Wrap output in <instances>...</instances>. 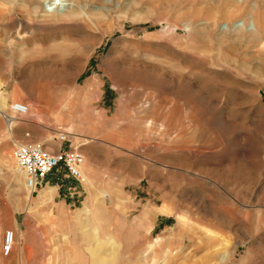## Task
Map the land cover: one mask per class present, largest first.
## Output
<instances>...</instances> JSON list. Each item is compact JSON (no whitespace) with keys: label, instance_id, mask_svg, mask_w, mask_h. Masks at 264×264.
Masks as SVG:
<instances>
[{"label":"rangeland","instance_id":"374dc122","mask_svg":"<svg viewBox=\"0 0 264 264\" xmlns=\"http://www.w3.org/2000/svg\"><path fill=\"white\" fill-rule=\"evenodd\" d=\"M224 1L0 0V264H264V6ZM58 131L84 182L32 193L15 148Z\"/></svg>","mask_w":264,"mask_h":264},{"label":"built area","instance_id":"2783aa9c","mask_svg":"<svg viewBox=\"0 0 264 264\" xmlns=\"http://www.w3.org/2000/svg\"><path fill=\"white\" fill-rule=\"evenodd\" d=\"M10 111L16 116L23 117L29 114V106L15 102L11 104ZM6 118L8 120V117ZM71 136L72 134L68 131H58L57 137H55L57 144L67 147L57 152L48 150L47 145L42 143L19 145L15 148V161L25 176L26 186L32 192H36L50 174L62 167L66 169L69 178L83 184L82 169L85 164V156L79 147H73ZM15 242V231H6L1 248L4 257L10 256Z\"/></svg>","mask_w":264,"mask_h":264},{"label":"crops","instance_id":"0c3cea01","mask_svg":"<svg viewBox=\"0 0 264 264\" xmlns=\"http://www.w3.org/2000/svg\"><path fill=\"white\" fill-rule=\"evenodd\" d=\"M66 147H67L66 145H62L61 146V145L58 144V148H56L55 150H52V148H51V150L54 151V152H57V151H59L61 149H65ZM54 173H57L59 176L56 177V178H50V176H52ZM60 179H62L63 181H65V180H68V181L69 180H73V179H71V178L68 177V174H67L66 169L62 167L59 170H57V171L53 172L52 174H50L44 180V182L42 183V185L40 187H42L45 182H46V185H50V184H53V185L54 184H57L58 185V183H55V182L56 181H59ZM73 181H75V180H73ZM32 193H35V192H32ZM39 198L33 204V208H37L40 204H42V202H43L42 200H50L51 199L50 198V190H41L40 191V197ZM59 207L62 208V207H64V205L63 204H59ZM84 211L85 212H89V208L86 207L84 209ZM61 214L64 215V216H66V211L64 210V212H63V210H62L61 211ZM39 224H40V218L38 217V214H37V211L36 210H34L31 214H23L22 217H19L16 220L15 225L17 226V229L21 232V234H22V236L24 238V242L25 243H28V246H29V240L30 239H33V240L36 239L35 238V231H36V229H39ZM15 234H16V232H15ZM14 247H15V245H14ZM30 249H31L29 251V254L30 255H33V257H35V256L38 257L39 256V248H38L37 242L36 243H32ZM13 250H14V248H13ZM11 254H10V256H11ZM10 256H8V257H10Z\"/></svg>","mask_w":264,"mask_h":264},{"label":"bare ground","instance_id":"6f19581e","mask_svg":"<svg viewBox=\"0 0 264 264\" xmlns=\"http://www.w3.org/2000/svg\"><path fill=\"white\" fill-rule=\"evenodd\" d=\"M250 2H255L258 5L264 6V0H242V4L236 3L235 0H225L224 2L221 3V5H222L221 8L220 7L218 8V13L223 14L224 17H228V18L232 17L233 15L240 14V12L242 13L243 10H245L247 8V4L250 3ZM250 8L251 7H249L248 11L250 10ZM254 14H256L259 17V19H262L263 22H264V9L256 10L254 12ZM263 34H264V32H263ZM25 37L21 36V38H25ZM263 40L264 39H261L260 37H258L255 34L249 35V37H248V42L252 43V44L262 45L263 44L262 43ZM263 47H264V45H263ZM2 115H3L4 118L8 117V123H9L10 126L13 125L14 120H15L13 118L14 116L13 117L7 116V115H5L3 113H2ZM18 171L20 173H22L19 169H18ZM29 190L32 191L31 189H29Z\"/></svg>","mask_w":264,"mask_h":264}]
</instances>
